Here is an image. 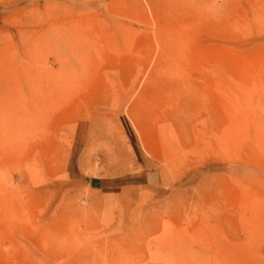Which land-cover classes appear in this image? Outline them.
<instances>
[{"label":"rangeland","instance_id":"obj_1","mask_svg":"<svg viewBox=\"0 0 264 264\" xmlns=\"http://www.w3.org/2000/svg\"><path fill=\"white\" fill-rule=\"evenodd\" d=\"M0 264H264V0H0Z\"/></svg>","mask_w":264,"mask_h":264}]
</instances>
